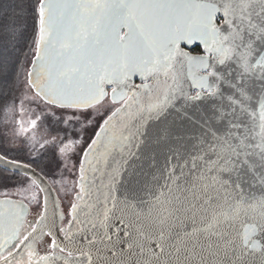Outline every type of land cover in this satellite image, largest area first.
I'll list each match as a JSON object with an SVG mask.
<instances>
[{
  "label": "snow or ice",
  "instance_id": "snow-or-ice-1",
  "mask_svg": "<svg viewBox=\"0 0 264 264\" xmlns=\"http://www.w3.org/2000/svg\"><path fill=\"white\" fill-rule=\"evenodd\" d=\"M0 114V264H264V0H0Z\"/></svg>",
  "mask_w": 264,
  "mask_h": 264
},
{
  "label": "rangeland",
  "instance_id": "rangeland-1",
  "mask_svg": "<svg viewBox=\"0 0 264 264\" xmlns=\"http://www.w3.org/2000/svg\"><path fill=\"white\" fill-rule=\"evenodd\" d=\"M34 108V105L29 104L27 101H25L23 109L20 110L18 108L16 114H15V119L17 121H22V127L24 128H30V124L31 121L33 119L36 118V113H34L33 111H31V109ZM39 110H37L38 112ZM3 121V115L0 114V122ZM39 124V122H38ZM4 128L2 123H0V133H3ZM43 130H41L42 132ZM48 136L49 138L51 136L56 135V130H55V125H50L49 126V131H48ZM62 135V133H60ZM40 136L41 133L38 132L36 139L40 140ZM39 147V145L37 144V148ZM45 150H40V154H43ZM48 159L50 160L48 162L47 165H44V172H45V176H47V178L49 179V181L51 182V184L53 185V187L56 189L60 188V184L56 183V181H59L63 178V180L70 184L71 181L74 179V176L72 175V173H67L64 174L62 177V174L65 173V170L63 169V167L61 166L60 168H57V163L59 162L58 159H53L52 158V154L49 152L48 153ZM43 167L39 168L42 169ZM8 191V192H12L14 191L13 188H11L10 186L8 188L3 187L2 185H0V196H3V192ZM57 194L61 197H63L65 195V193L63 191H59L57 192ZM63 203H67V200L65 199L63 201Z\"/></svg>",
  "mask_w": 264,
  "mask_h": 264
},
{
  "label": "trees",
  "instance_id": "trees-1",
  "mask_svg": "<svg viewBox=\"0 0 264 264\" xmlns=\"http://www.w3.org/2000/svg\"><path fill=\"white\" fill-rule=\"evenodd\" d=\"M50 160L49 159H45L43 162H42V164H41V166L40 167H36V165H33L34 167H36L40 172H42L44 175H45V172H44V165H47L48 164V162H49ZM41 167H43L42 169H39V168H41ZM47 177V176H46ZM18 179H24V177L23 176H20V177H18Z\"/></svg>",
  "mask_w": 264,
  "mask_h": 264
},
{
  "label": "water",
  "instance_id": "water-1",
  "mask_svg": "<svg viewBox=\"0 0 264 264\" xmlns=\"http://www.w3.org/2000/svg\"><path fill=\"white\" fill-rule=\"evenodd\" d=\"M36 171H37L38 173H40L42 176H44V175H43L41 172H39L37 169H36ZM44 178H45V180H46L47 185L53 189V195H58V194H57V191H55V188L53 187V185L51 184V182H50L45 176H44ZM0 198H4V197H3V196H0Z\"/></svg>",
  "mask_w": 264,
  "mask_h": 264
},
{
  "label": "flooded vegetation",
  "instance_id": "flooded-vegetation-1",
  "mask_svg": "<svg viewBox=\"0 0 264 264\" xmlns=\"http://www.w3.org/2000/svg\"><path fill=\"white\" fill-rule=\"evenodd\" d=\"M197 51H199L198 49H197ZM34 167V166H33ZM34 168H36V167H34ZM37 169V168H36ZM38 170V169H37ZM39 171V170H38ZM40 172V171H39ZM42 173V172H41ZM43 174V173H42ZM44 175V174H43ZM45 176V175H44ZM46 177V176H45ZM47 178V177H46ZM48 179V178H47ZM49 180V179H48Z\"/></svg>",
  "mask_w": 264,
  "mask_h": 264
}]
</instances>
